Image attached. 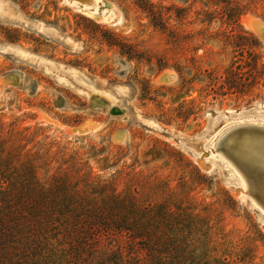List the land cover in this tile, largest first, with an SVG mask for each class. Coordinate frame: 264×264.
<instances>
[{"label":"rangeland","instance_id":"obj_1","mask_svg":"<svg viewBox=\"0 0 264 264\" xmlns=\"http://www.w3.org/2000/svg\"><path fill=\"white\" fill-rule=\"evenodd\" d=\"M106 1L120 12V23L101 22L58 0H0L4 132L13 129V146L37 154L44 184L58 170L73 181L89 172L143 206L166 204L186 218L193 261L264 264L259 215L219 171L200 169L207 164L203 154L196 162L159 129L196 137L209 126L210 112L264 107V40L243 23L245 17L264 23V0ZM15 13L55 30L37 32L12 19ZM8 46L17 52L5 51ZM237 65L247 78L243 88L210 91V83L219 85ZM62 66L74 68L77 82L93 91ZM167 71L175 80L155 81ZM100 81L111 96L100 94ZM116 131H125L126 139ZM118 242L127 253L130 243Z\"/></svg>","mask_w":264,"mask_h":264},{"label":"trees","instance_id":"obj_2","mask_svg":"<svg viewBox=\"0 0 264 264\" xmlns=\"http://www.w3.org/2000/svg\"><path fill=\"white\" fill-rule=\"evenodd\" d=\"M239 70H227L210 91L243 88ZM5 127L0 123V264H210L191 259L186 218L166 204L143 206L89 172L73 181L58 170L49 184L40 182L37 154L13 146L14 130Z\"/></svg>","mask_w":264,"mask_h":264},{"label":"bare ground","instance_id":"obj_3","mask_svg":"<svg viewBox=\"0 0 264 264\" xmlns=\"http://www.w3.org/2000/svg\"><path fill=\"white\" fill-rule=\"evenodd\" d=\"M65 2V0H59V2ZM72 3H66L69 4L74 9L85 12L87 15L95 16L99 15V21L101 22H109L111 24H118L121 22V14L116 8L115 5L108 1H104L101 3V0H85L82 2L80 7L75 5V1L72 0ZM89 5V6H87ZM249 18V17H248ZM18 23H22L26 26H30L37 32H45L50 33L55 30L53 26L41 23L35 22L33 20H30L26 18L25 16L20 15L19 13H15L14 17L12 18ZM243 23L247 28H250L251 30H254L257 32L260 37L264 40V23L260 20H257L256 18H253L252 26L247 25L246 18L243 19ZM40 24V25H39ZM62 39L68 40L66 37H62ZM80 47V43L73 44V48L77 49ZM15 51L14 48L8 46L6 47L5 51ZM62 68L64 70L70 71L69 74L71 75V79L73 81L75 80L76 83H79V86H85L88 88L89 91H93L91 87H89L86 83H80L77 82L78 79H76L73 75L74 70L71 69H65L63 66ZM68 68V67H67ZM81 75L84 76V73L81 72ZM165 77V82H171L175 80V74L172 71H167L166 73L162 74ZM161 76V75H160ZM160 77H158L155 81L159 82ZM60 82H64V80H59ZM93 85H96V80L92 79ZM161 82V81H160ZM27 83V81H25ZM69 85L73 86L71 82H66ZM101 89L99 90L100 94L105 93L107 96L111 94L106 91L103 87V81H100L98 85ZM74 88L78 89V91H84L80 88H77L73 86ZM92 101H99L97 98H92ZM102 102V101H99ZM116 102V101H115ZM103 103V102H102ZM115 107H119L114 104ZM106 106V105H105ZM108 108V107H107ZM105 108V109H107ZM117 109V108H116ZM118 110V109H117ZM120 110V108H119ZM109 111V110H107ZM121 111V110H120ZM119 111V112H120ZM227 112L228 114H226ZM136 113V112H135ZM209 116V126L203 131V133L200 136L196 137H186L184 135H181L180 139L184 138L183 140L185 142H188V145H185L183 142L175 143L172 138L170 137L175 131L170 129V136L168 139H171L175 143V145H179L182 147L185 151H189L192 153V157L195 159L196 162H199L197 159L198 157L203 154L205 158V162L207 163L205 166H203L205 171L208 174H211L214 170L219 171L229 182V185H231L233 188H235V195L239 200L246 201L247 204L253 209L256 210L259 215L260 222L264 225V200L262 199V196H264V188H259L257 191L256 188H253L248 184V180L246 178V168L251 167L258 171L264 172V137L261 135L253 136V133L246 129L244 132L238 135L229 134L230 132L234 131V128L236 127H242L244 126L247 128L248 126L256 125L260 127L261 130L258 129V131L263 132L264 131V107L262 104H257L254 106H251L246 109L239 110V113H236L234 110H225V111H218L216 116L211 118L210 113L207 114ZM145 122L153 127H159L156 123L153 121H148L145 119ZM250 129V128H249ZM67 132H76L78 133V130L73 129L69 130L66 129ZM82 130V133L86 132V130ZM80 132V128H79ZM81 133V132H80ZM179 133V132H177ZM116 137L119 138V140L124 141L126 139V132L121 131L116 134ZM198 141V142H197ZM195 142L198 143L201 146V149H197L192 144ZM235 144V146H234ZM229 146H234L228 151ZM233 154H231V153Z\"/></svg>","mask_w":264,"mask_h":264},{"label":"water","instance_id":"obj_4","mask_svg":"<svg viewBox=\"0 0 264 264\" xmlns=\"http://www.w3.org/2000/svg\"><path fill=\"white\" fill-rule=\"evenodd\" d=\"M59 1V0H58ZM72 0H65L66 3H72L71 2ZM75 1V5H77L78 7H80V5L82 4L83 1L85 0H74ZM246 18V23L247 25L249 26H252V21H253V18L252 17H245ZM159 80L161 82H165V77L164 75H161ZM236 113H239V110H236L235 111ZM218 112H210V116L211 118H213L214 116H216ZM226 114H228L227 112H225ZM250 128V129H249ZM159 129H162V135L164 137H169L170 136V132L167 131L166 129H163L161 127H159ZM246 129H248L249 131H251L253 133V136H257V135H261L264 137V131L261 132V131H258L261 130L260 127L256 126V125H253V126H248L247 128H245L244 126L242 127H236L234 128V131L233 132H230L229 134H234V135H238V134H241L242 132H244ZM84 130H86V128H84ZM204 131V130H203ZM80 132L82 133V130L80 129ZM121 132V131H116L115 134L118 135V133ZM83 134V133H82ZM114 134V135H115ZM202 134V133H201ZM201 134L197 135V136H200ZM182 135L180 133H177V132H174L170 137L172 138V140L175 142V143H179V142H183L185 143V145H188L189 143L188 142H185L182 138L180 139ZM183 137V136H182ZM235 146V144H234ZM234 146H229L228 147V151L233 148ZM190 151V150H189ZM231 153V152H230ZM232 154V153H231ZM233 155V154H232ZM199 159V158H198ZM200 169H205L203 166L200 165ZM246 178H247V182L248 184H250L251 187L253 188H256L257 191L259 190V188H264V172L262 171H258L254 168H251V167H247L246 168ZM262 199L264 200V196H262ZM255 213H258L256 210H254ZM258 215V214H257Z\"/></svg>","mask_w":264,"mask_h":264}]
</instances>
